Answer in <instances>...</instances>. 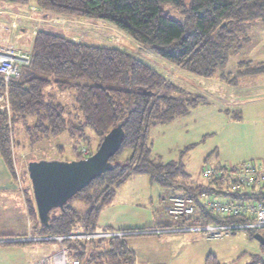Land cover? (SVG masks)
<instances>
[{
    "label": "trees",
    "instance_id": "obj_1",
    "mask_svg": "<svg viewBox=\"0 0 264 264\" xmlns=\"http://www.w3.org/2000/svg\"><path fill=\"white\" fill-rule=\"evenodd\" d=\"M0 2L24 6L33 4L31 7L36 12L44 11L45 16L52 13L109 23L151 50L160 60L201 79L216 76L235 84L239 77L264 74V63L252 67L249 62H242L233 77L217 75L230 54L241 50L248 41L246 27L254 22L264 25V0ZM165 4L180 14V20L173 19L162 10ZM28 54V66L23 68L21 77L13 81L7 91L9 113L0 112V158L11 176H14L11 144L18 125L26 131L31 147L62 135L73 141L86 142L85 131L89 129L98 140L97 150L110 131L117 129L123 134L119 151L109 160L112 170L91 182L63 209L53 211L46 225L39 223L30 191L24 190L26 211L30 222L35 225L30 237H65L96 232L100 210L112 202L116 189L135 175L149 176L152 182L170 190L172 196L194 199L197 220L204 218L208 223L219 225L241 222L235 218H218L201 207L199 198L204 193L227 196L221 182L212 180L192 184L183 172L180 160L163 163L152 157L150 130L170 124L196 107L207 104L203 96L187 91L129 52L74 42L53 32L38 31L30 41ZM52 86L60 92L74 93L73 110L55 101L48 91ZM3 93L4 85L0 78V95ZM14 146H19V143L15 141ZM125 152L129 155L119 159ZM80 159L77 153L76 160ZM179 178L184 181L179 182ZM236 198L261 197L245 195ZM74 200L88 209L80 212L71 206ZM256 232L252 231L253 235ZM65 243L75 251L79 264H135V257L126 249L124 239ZM205 264L220 263L209 256Z\"/></svg>",
    "mask_w": 264,
    "mask_h": 264
},
{
    "label": "rangeland",
    "instance_id": "obj_2",
    "mask_svg": "<svg viewBox=\"0 0 264 264\" xmlns=\"http://www.w3.org/2000/svg\"><path fill=\"white\" fill-rule=\"evenodd\" d=\"M5 5V8L0 6V10H2L0 12L14 19L11 21L13 25L11 29L16 33V29L29 21L30 23L24 26L35 32H53L74 42L117 48L129 52L155 67L167 79L207 100V104L196 107L197 109L193 110L191 114L150 130L149 139L153 158L163 163L180 160L183 172L186 177L188 176L189 182L193 184L203 182L201 168L204 165L214 167L218 166V163H237L236 159H232L233 156H231L235 151V144H233V138L227 128L232 125L227 122L230 121V118L226 120L225 115L218 114V109H220L218 105H221L218 102V97L231 90H227L228 88L218 90V87L214 85L218 84L219 78L216 76L212 79L191 78L176 67L157 58L151 50L142 47L109 23L52 13H47L45 16V13L36 12L28 5ZM31 5L33 6V4ZM162 10L173 19L180 20V14L171 5H163ZM20 20L22 22H19ZM246 30L248 41L242 45L241 50L230 54L226 65L217 75L224 74L232 77L242 62H249L252 67L264 63V25L260 22L250 23ZM18 49L22 52H30V47L26 45V42ZM48 91L54 96L56 102L73 110L75 106L73 92H60L55 86H52ZM238 92L241 93L244 90L241 88ZM25 132L23 126L15 127L14 141L11 144L13 171L14 178L19 177L18 185L20 184L22 188V190L19 188L20 193H24L27 188L32 199L27 173L29 160L73 161L74 154L77 156L80 146H85L94 154L98 145L96 136L89 129L85 131L86 142L79 140L80 142L76 144V142H70L67 135H62L50 142L37 143L33 147L29 145ZM15 141L19 143V146H14ZM128 155V152H125L119 159H124ZM178 181L184 180L179 178ZM120 188L119 198L125 204L120 206L123 211L122 216L127 219L125 225L132 222L140 224V226L154 224L156 231L160 228L161 231L168 230L154 236L124 238V241L134 240L133 245L138 253L136 264H205L209 256L216 258L220 264H264V247L253 238L252 231L248 229L228 232L223 238L211 240L192 233L170 232L169 229L173 228L174 224L164 210L170 203L166 200L167 203L164 204L162 198L172 197L171 191L152 182L149 176L135 175ZM22 194L21 198L17 196L18 194L13 193L8 197L0 196V215L3 217L0 219V238H5L4 240L10 241L16 239L15 236H24L25 234L27 240L33 239L30 235L33 234L35 225L33 221L29 224ZM6 199L8 206L4 208L3 204ZM25 202H27L26 199ZM71 206L80 212L87 210L85 205L75 200ZM106 215L103 211L99 214L97 232L103 230L99 226L104 222ZM257 233L262 235L264 230H258ZM57 248L56 242L27 241L1 244L0 264H28L32 256L48 255L55 252Z\"/></svg>",
    "mask_w": 264,
    "mask_h": 264
},
{
    "label": "built area",
    "instance_id": "obj_3",
    "mask_svg": "<svg viewBox=\"0 0 264 264\" xmlns=\"http://www.w3.org/2000/svg\"><path fill=\"white\" fill-rule=\"evenodd\" d=\"M32 10L34 9L32 8ZM1 14L3 13L0 12ZM9 19L11 20L12 18L9 17ZM36 33L33 32V35H36ZM29 61L30 57L28 53L14 48L10 43L0 44V78L4 85V93L0 95L1 113L5 111L9 113L8 88L13 81L21 77L23 68L28 66ZM77 153L81 159H87L92 155L83 145L79 147ZM201 176L204 182H210L212 180L221 182V188L227 195L217 197L206 193L202 194L199 202L203 210L218 218H235L241 222L219 225L208 223L204 218L197 220V204L194 199L172 196L167 199H162L163 202L167 200L170 203L166 208V213L174 224L173 228L169 229L168 227L170 232L192 233L204 239L211 240L223 238L228 232L241 229H248L249 231L264 230L263 163L256 160H245L240 163H222L214 167L204 165L201 168ZM16 178L19 181V177L17 176ZM19 188L22 190L21 185ZM245 195H259L261 198H236L244 197ZM24 207L26 209L25 203ZM153 233L161 234L163 232L157 231ZM129 234V232L121 231H96L92 233H75L65 237L38 238L37 240L40 241L56 242L58 248L53 253L36 257L31 264H79V261L75 258V251L65 243L66 241L91 242L110 238L122 241Z\"/></svg>",
    "mask_w": 264,
    "mask_h": 264
},
{
    "label": "crops",
    "instance_id": "obj_4",
    "mask_svg": "<svg viewBox=\"0 0 264 264\" xmlns=\"http://www.w3.org/2000/svg\"><path fill=\"white\" fill-rule=\"evenodd\" d=\"M5 4L9 6H18V4L0 2V6L2 5L4 8L6 7ZM31 6H32L31 4L28 5L30 9H32ZM40 12L44 13V11H40ZM12 20L14 21L13 18L10 20L7 14L3 13L0 15V44L10 43L14 48L18 49V47H20L23 43L26 42V45L30 47V41L35 36V35L32 36L33 32L35 31L31 29H27L28 27L26 28L24 26L30 22L26 21L27 23L21 25L18 31L16 29L17 31L16 33L15 30L11 29ZM21 20L19 22H22ZM27 53H29V51H27ZM182 73L191 78H194V76H191L184 72ZM195 78L199 80L198 77ZM214 86L218 87V90L220 91L226 88H228L227 90H231L229 93H224L221 97H218V102L221 104L218 105V107L220 106V109H218V114L225 115L226 120L230 118V121L227 122H230L232 124L231 126L227 127L228 133L231 134L233 138L232 139L233 144H235V151L231 155L233 156L232 159H236L237 163L243 162L245 160H256L264 164V74L239 77L235 84H230L229 82L227 83L226 81L220 80L218 81V84H215ZM241 88L244 90V92L239 93L238 91ZM191 112L189 114H191ZM80 141L70 140V142L73 143L76 142V144ZM74 156L75 158L73 161H75L77 157L75 154ZM52 160L61 161L59 159H52ZM120 187L116 189L112 202L109 205L105 206L106 208L105 207L102 208L99 212V214H101V211L107 214L104 219V222L101 224V226H99L103 229L101 231H105L104 229L106 228L112 229L113 231H123V232L126 231L130 233L129 235H127V237L154 236L156 234H154L153 232L161 231L160 230L161 228L157 229L156 231V229H154V224H146L145 226H140V224H136L135 222H132L127 225L124 224L126 223L127 219L121 214L123 212L121 210L122 207L121 204L123 203L119 198V192H121ZM12 193L16 195L18 194L17 196L21 198L22 192L20 193L17 178H14V176L10 175L4 162L0 158V196L8 197ZM163 203L166 204L167 202H163ZM3 205L4 208L8 206L7 199L4 201ZM166 208L167 207L164 208L165 213H166ZM1 218L3 217H1L0 215V219ZM97 221H98V217H97ZM97 221H96V228H98ZM29 224H30V220H29ZM162 232L165 231L162 230ZM15 238L25 239L26 234L24 236L23 235L15 236ZM31 238L33 239L32 240L26 239L25 241L26 242L40 241L37 240L38 238L36 237H31ZM4 239L5 238H0V245L9 243L6 242L7 240ZM16 239H12V240H16ZM133 242L134 240H127L124 241V244L126 246V249H128L130 252L133 253L136 264L137 263L136 255H138V253L136 252V248L133 245ZM38 256L41 255L32 256L30 263L28 264H31L34 261V259Z\"/></svg>",
    "mask_w": 264,
    "mask_h": 264
},
{
    "label": "water",
    "instance_id": "obj_5",
    "mask_svg": "<svg viewBox=\"0 0 264 264\" xmlns=\"http://www.w3.org/2000/svg\"><path fill=\"white\" fill-rule=\"evenodd\" d=\"M123 134L114 129L100 143L98 149L87 159L75 161L38 160L27 163L39 223L46 225L50 214L61 210L77 194L95 179L112 170L110 159L119 151ZM253 238L264 247V237L254 234ZM26 242L24 239L6 241Z\"/></svg>",
    "mask_w": 264,
    "mask_h": 264
}]
</instances>
